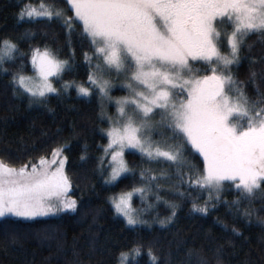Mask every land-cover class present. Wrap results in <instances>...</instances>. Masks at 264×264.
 Returning a JSON list of instances; mask_svg holds the SVG:
<instances>
[{"label": "snow or ice", "instance_id": "1", "mask_svg": "<svg viewBox=\"0 0 264 264\" xmlns=\"http://www.w3.org/2000/svg\"><path fill=\"white\" fill-rule=\"evenodd\" d=\"M62 5L54 0H23L16 16L33 22L56 18L69 37L78 28L77 36L87 42L83 52L88 64L86 80H64L62 73L72 67L69 59L60 58L48 43L37 42L28 45L34 74L12 71L13 93L19 87L30 104L46 100L49 94L66 93L73 86L77 96L95 95L98 117L109 125L101 129L107 142L96 165L106 185L133 172L124 157L126 149L138 150L149 163H167L175 169L176 179L168 190L178 199L159 194L161 185L155 181L169 175L166 169L157 174L141 167L140 183L107 196L113 214L133 229L153 222L168 226L175 220L180 201L190 200L193 212L207 213L228 184L238 195L224 203L251 221L257 209L245 206L241 210L240 202L250 204L264 186V93L257 88V98L251 99L233 68L240 62L246 37L253 32L264 35V0H62ZM24 34L31 35V30L25 29ZM18 39L0 36V53L4 54L0 64L5 56L11 60L25 55ZM68 43L71 48V39ZM113 71L122 77L125 95H111ZM250 76L255 83V73ZM110 105H115V113L106 111ZM157 113L160 119L152 120ZM157 127L167 132L153 140L151 134ZM64 148V143L53 146L30 168L0 158V217L31 218L76 208V199L67 195L71 182L65 172ZM81 159H85L83 152ZM153 187L155 201L147 203ZM134 193L146 202V208H133ZM159 201L170 209L167 215L154 213V221L140 215ZM256 219L264 226V216ZM232 232L242 234L235 225ZM9 238L15 242L18 236L12 233ZM140 249L134 243L131 249L121 250L116 264H126L129 256L135 260ZM148 256L155 264L157 257L150 247Z\"/></svg>", "mask_w": 264, "mask_h": 264}, {"label": "trees", "instance_id": "2", "mask_svg": "<svg viewBox=\"0 0 264 264\" xmlns=\"http://www.w3.org/2000/svg\"><path fill=\"white\" fill-rule=\"evenodd\" d=\"M22 2L0 0V36L19 38V48L25 53L0 65L8 70L0 71V158L30 168L41 154L46 155L53 146L64 143L65 172L71 182L67 195L76 199L77 206L71 211L30 219L1 217L0 264H116L117 253L131 249L134 243L141 246L140 253L135 260L129 256L126 264H152L149 247L157 257L155 264H216L217 260L221 264H264V226L256 219L264 216V186L251 197L250 204L247 200L240 202L241 210L245 206L257 209L248 222L239 215V210L234 214L224 203L225 199L231 201L238 195L228 184L220 201L207 213L193 212L190 200L180 201L175 220L168 226L153 222L151 226L141 224L133 229L122 217L113 214L107 196L140 183L141 167L153 169L157 174L166 169L169 175L155 181L161 185L159 194L165 199H178L168 190L176 179L174 166L149 163L127 151L124 157L133 172L122 175L113 185H106L96 165L107 142L101 131L107 122L98 117L99 103L95 95L77 96L70 87L66 93L49 94L46 100L30 104L25 95L13 93L12 71L32 72L29 44L46 42L57 49L60 58L69 59L72 67L62 73L64 80L83 81L88 74V64L83 58L87 42L77 36L78 28L69 37L56 18H37L34 22L18 20L16 12ZM54 2L63 6L62 0ZM25 29H30L31 35L24 34ZM21 59L25 61L23 65ZM233 72L244 82V90L251 99L257 98V88L264 93V35L253 32L246 37L240 62ZM252 72L255 83L250 76ZM82 152L85 159H81ZM30 157L31 162L26 164ZM198 162L202 167V158ZM204 195L198 197L199 202H203ZM133 204L137 206L136 201ZM169 211L161 201L151 212L140 215L154 221V213L165 216ZM233 225L242 234L233 233ZM12 233L18 236L15 242L10 241Z\"/></svg>", "mask_w": 264, "mask_h": 264}, {"label": "rangeland", "instance_id": "3", "mask_svg": "<svg viewBox=\"0 0 264 264\" xmlns=\"http://www.w3.org/2000/svg\"><path fill=\"white\" fill-rule=\"evenodd\" d=\"M0 55H4V54L0 53ZM6 59H8V58L5 56V58L3 59V61L6 60ZM0 65H1V64H0ZM200 67L202 68L203 65H200ZM25 74H26V75H33L34 73L31 72V73H25ZM201 74H203V73H201ZM106 75H109V74L106 73ZM110 75H111V77H112V78L114 79V81H115L114 86H113V88H112V90H111V95H113V96H122V95H125L126 90L124 89L123 85L120 83V80L122 79V77H117L115 71H113ZM50 78H51V77H50ZM53 82H54L56 85H59V83H60L59 80H54ZM73 88L75 89L74 86H73ZM75 91H76V89H75ZM17 92H18L19 95H21V96H22V95H25V96L27 97V94H26V93H25V94H21L22 90H20L19 87H17ZM27 99H28V97H27ZM33 103H37V102H33ZM106 111L109 112V113H115V105H110L109 107L106 108ZM114 118H115V117H114ZM151 119H152V120H159V119H160V115H159V113H157L155 116H152ZM105 120H106V119H105ZM106 122H107V120H106ZM108 126H109V125H108V122H107V127H108ZM107 127H106V128H107ZM162 132L166 134L167 129H166V128H161V127L154 128L153 131H152V134H151V135H152V139H153V140L158 139L160 133H162ZM105 135H106V134H105ZM106 139H107V136H106ZM127 151H130V152H132V153H134V154H137V155H139L141 158H143V157L141 156V154L139 153V151L136 150V149H126L125 152H127ZM143 159H145V160L147 161L146 158H143ZM130 173H131V172H130ZM127 174H128V173H127ZM124 175H126V174H124ZM154 191H155V188L153 187V191H149V192L147 193V203H151V202L155 201V195L153 194ZM134 201H136V205H137V206H134V204H133ZM159 202H161V201H159ZM157 203H158V202L155 203V205H154L153 208H147L146 211H144V212H151V211L156 207ZM131 204H132L133 208H134V209H137V210H139V209H141V208H146V202H145V201H142V200L140 199L139 194H135V193L133 194L132 199H131ZM64 211H71V210H64ZM59 213H60V212H59ZM56 214H58V213H56ZM47 215H54V214H47ZM117 215H118V214H117ZM118 216H119V215H118ZM120 217H121V216H120ZM0 218H1V217H0ZM14 218L30 219V218H24V217H14ZM31 218H33V217H31ZM122 218H123V217H122Z\"/></svg>", "mask_w": 264, "mask_h": 264}]
</instances>
